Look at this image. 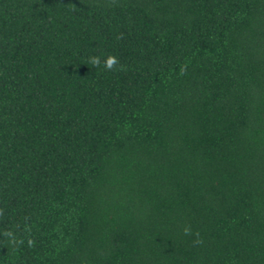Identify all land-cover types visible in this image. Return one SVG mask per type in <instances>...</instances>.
<instances>
[{"label": "trees", "instance_id": "trees-1", "mask_svg": "<svg viewBox=\"0 0 264 264\" xmlns=\"http://www.w3.org/2000/svg\"><path fill=\"white\" fill-rule=\"evenodd\" d=\"M0 264H264V0H0Z\"/></svg>", "mask_w": 264, "mask_h": 264}, {"label": "clouds", "instance_id": "clouds-1", "mask_svg": "<svg viewBox=\"0 0 264 264\" xmlns=\"http://www.w3.org/2000/svg\"><path fill=\"white\" fill-rule=\"evenodd\" d=\"M116 59L114 57H108L106 60H105V64L104 66L108 69H111L115 64H116ZM92 63L95 64V65H99L100 63V60L99 58H93L92 59Z\"/></svg>", "mask_w": 264, "mask_h": 264}]
</instances>
